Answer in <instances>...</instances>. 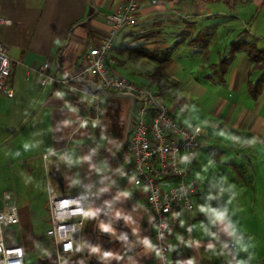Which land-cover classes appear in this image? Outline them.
Listing matches in <instances>:
<instances>
[{
  "label": "crops",
  "instance_id": "1",
  "mask_svg": "<svg viewBox=\"0 0 264 264\" xmlns=\"http://www.w3.org/2000/svg\"><path fill=\"white\" fill-rule=\"evenodd\" d=\"M128 1L0 0L2 14L12 20L2 26L0 39L13 60L14 89L12 97L0 92V136L12 140V189L20 209V222L7 229L6 241L25 247L27 264H159L153 212L126 172V156L122 169L106 177L117 167L110 148L119 142L129 100L119 99L124 107L110 126L92 113L100 104L108 107L110 97L104 101L61 82L92 79L87 54L110 29L105 14ZM243 37L264 49V0H139L138 20L120 29L107 67L111 75L148 85L156 63L144 51H167L172 62L164 96L172 112L183 94L194 97L207 114L196 124L206 129L204 141L222 144L219 155L237 167L252 163V155L264 156V86L258 97L253 93L264 67L244 49H233ZM41 71L53 79L42 83ZM81 191L90 196L81 250L60 261L46 234L49 195ZM197 195L192 211L177 213L170 264H263L264 254L256 259L255 233L237 228ZM44 223L48 227L41 230ZM69 248L77 249L73 240Z\"/></svg>",
  "mask_w": 264,
  "mask_h": 264
},
{
  "label": "built area",
  "instance_id": "2",
  "mask_svg": "<svg viewBox=\"0 0 264 264\" xmlns=\"http://www.w3.org/2000/svg\"><path fill=\"white\" fill-rule=\"evenodd\" d=\"M138 9L139 0H129L124 9L105 14L110 29L99 45L89 49L86 73L104 89L131 94L136 98V111L123 150L128 161L126 172L132 176L136 187L144 191L152 209L159 264H170V238L177 228V213H188L194 209L198 189L191 177V167L205 139L206 129L201 125L190 127L180 123L165 96L158 90L109 73V52L120 29L137 22ZM11 23L12 20L2 14L0 5V31L3 25ZM12 68L13 60L8 47L0 39V92L9 97L14 95V89L9 83ZM41 73L42 83L53 79L43 71ZM61 82L73 89L91 92L86 86L78 87L70 78H63ZM97 114L93 117H97ZM43 157L47 159L48 153ZM1 199L0 264H27L25 247L9 245L6 241V230L20 222V209L15 195L13 191L7 190ZM89 199L86 191L50 192L48 210L51 226L46 234L54 239L60 261L81 250L82 229ZM71 240L77 245L74 251L69 248Z\"/></svg>",
  "mask_w": 264,
  "mask_h": 264
},
{
  "label": "rangeland",
  "instance_id": "3",
  "mask_svg": "<svg viewBox=\"0 0 264 264\" xmlns=\"http://www.w3.org/2000/svg\"><path fill=\"white\" fill-rule=\"evenodd\" d=\"M164 81L166 83V79ZM154 89H158V86H155ZM183 96L184 102L175 109L174 115L180 123L193 127L201 122L204 115L207 117V114L203 115L204 109L199 106L194 97L191 95L187 97V94H183ZM102 98L104 100L106 97L102 96ZM127 101L126 99L125 104ZM116 102L124 107V102L119 100ZM168 102H170L169 98H167ZM125 107L127 108L126 105ZM107 108L105 104L103 106L100 104V107L92 109V113L95 115L97 112V118L104 117L105 122L111 126L110 122L112 121ZM122 115L123 120L118 125V141H120L121 134L124 136L127 110ZM212 147L214 149H211ZM11 148L12 140L0 136V192L2 194L7 190L13 191ZM221 149H224L222 144L212 143L208 139L200 145L198 149L199 158L193 167V171L191 170V177L197 184L199 194L197 196L203 198L206 205L215 212H222L227 219L234 221L237 228L245 227L247 230H243L244 232L255 233L258 245L256 250L259 253L256 259L260 260L264 254V156L257 153V155H252V163L234 167L229 159L219 155L218 152ZM254 174H256L255 183L252 179ZM39 227L41 230H45L48 224L44 223ZM20 238L21 235L17 232V239ZM33 260L35 258L31 261Z\"/></svg>",
  "mask_w": 264,
  "mask_h": 264
},
{
  "label": "trees",
  "instance_id": "4",
  "mask_svg": "<svg viewBox=\"0 0 264 264\" xmlns=\"http://www.w3.org/2000/svg\"><path fill=\"white\" fill-rule=\"evenodd\" d=\"M233 49L234 50L244 49L254 62L256 63L258 62L264 67V49H260L254 42L248 41L247 38L243 37L240 38L239 40L234 41ZM144 54H146L147 57H149L156 63L153 72L149 75L148 86L150 87L158 86V91L164 95L167 90V84L164 81L166 76V69L170 66L172 62L169 57V54L167 51L163 52L162 55H159L160 53L156 54L147 51H144ZM227 60H228L227 58H223L221 60V64H225ZM263 86H264V74L255 85V90L253 92L254 97H258L260 95ZM107 100H108V108H109L111 121L113 122L114 120H118L119 112L121 110V105L119 103L117 104L116 100H119V98L110 97L107 98ZM123 137L124 136L121 134V136L119 137L120 141H122Z\"/></svg>",
  "mask_w": 264,
  "mask_h": 264
},
{
  "label": "water",
  "instance_id": "5",
  "mask_svg": "<svg viewBox=\"0 0 264 264\" xmlns=\"http://www.w3.org/2000/svg\"><path fill=\"white\" fill-rule=\"evenodd\" d=\"M93 8L95 9V12H96V10H97L96 7L93 6ZM73 81H77L79 83H82L84 86L89 88L92 93L98 94L100 96L119 98V99H128L129 100V109H128V116H127V123H126V127H125L124 137H123L122 141L112 145L110 148L112 157L117 162V167L111 173H109L106 177L108 178V177L114 176L122 169V154H123V150H124L125 146L127 145L128 137H129V134L131 131L132 123H133V114L136 111V98L131 94L108 91V90L104 89L103 87H101L97 82H95L92 79H87V80L86 79H73ZM108 192L110 193V195L112 197V201L110 203V204H112L114 201V194L111 191H108ZM0 208H2V199L1 198H0ZM107 209H108V207H107ZM107 209H105V210H107ZM119 238H121V237L113 238L109 241V243L112 241H116ZM105 250H106V246L103 248L101 255H100V258L104 256Z\"/></svg>",
  "mask_w": 264,
  "mask_h": 264
}]
</instances>
